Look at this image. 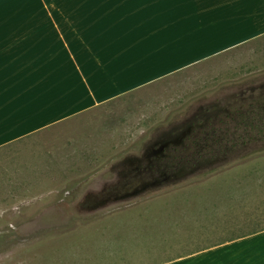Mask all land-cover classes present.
Listing matches in <instances>:
<instances>
[{
  "label": "rangeland",
  "instance_id": "obj_1",
  "mask_svg": "<svg viewBox=\"0 0 264 264\" xmlns=\"http://www.w3.org/2000/svg\"><path fill=\"white\" fill-rule=\"evenodd\" d=\"M37 1L0 19L73 9ZM262 103L264 37L45 130L29 178L1 147L0 264H159L264 227Z\"/></svg>",
  "mask_w": 264,
  "mask_h": 264
},
{
  "label": "crops",
  "instance_id": "obj_2",
  "mask_svg": "<svg viewBox=\"0 0 264 264\" xmlns=\"http://www.w3.org/2000/svg\"><path fill=\"white\" fill-rule=\"evenodd\" d=\"M37 3L73 9L0 19V148L25 149L16 165L27 178L28 143L45 130L264 37V0ZM159 264H264V229Z\"/></svg>",
  "mask_w": 264,
  "mask_h": 264
},
{
  "label": "trees",
  "instance_id": "obj_3",
  "mask_svg": "<svg viewBox=\"0 0 264 264\" xmlns=\"http://www.w3.org/2000/svg\"><path fill=\"white\" fill-rule=\"evenodd\" d=\"M249 118H250V116H246V120L243 119L244 120L245 129L248 128V126H251L252 129H255L258 132L257 135L260 134V133H264V103L259 104V106H257V110L255 111L254 117L252 116V118H250V119ZM254 133L256 134V132H254ZM254 133H252V135H254ZM244 139H246V137ZM263 229H264V227L258 228V229H254V230H252L249 233L241 234V235L226 239L223 242L230 241V240H233V239H236V238H239V237H243V236L258 232V231L263 230ZM223 242H221V243H223ZM208 247H210V246H208ZM208 247H204V249L208 248ZM198 250H201V249H198Z\"/></svg>",
  "mask_w": 264,
  "mask_h": 264
}]
</instances>
